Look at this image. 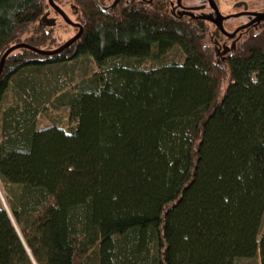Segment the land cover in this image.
<instances>
[{
	"label": "trees",
	"instance_id": "16d2710c",
	"mask_svg": "<svg viewBox=\"0 0 264 264\" xmlns=\"http://www.w3.org/2000/svg\"><path fill=\"white\" fill-rule=\"evenodd\" d=\"M126 1L71 0L72 47L5 62L0 264H264V22L219 65L206 7L180 19L169 0ZM49 10L0 0V62L17 44L62 46L40 25ZM175 48L185 62L163 63ZM82 58L101 72L72 92L43 85ZM52 101L74 129L37 128Z\"/></svg>",
	"mask_w": 264,
	"mask_h": 264
},
{
	"label": "rangeland",
	"instance_id": "374dc122",
	"mask_svg": "<svg viewBox=\"0 0 264 264\" xmlns=\"http://www.w3.org/2000/svg\"><path fill=\"white\" fill-rule=\"evenodd\" d=\"M70 1L71 0H60L58 4L64 10V12L70 17V19L76 22L77 18L74 15L72 7H70L69 5ZM170 1L176 2L177 0H170ZM243 2H245L249 6V10L256 12L257 11L260 12V10L264 11V0H218V4H219L218 6L221 13L224 16H226L227 14L238 12V10H236L237 8H239L237 7V5ZM203 3L207 4L206 0H184V5L189 8L200 6ZM49 11L51 12V18H58V24L57 27L55 28V33L59 43L63 45L69 40H71L73 37H75L78 31L75 28L67 25L64 22V20L61 17L57 16L51 8ZM206 13L207 14L211 13V9L209 8L208 5L206 7ZM237 24L238 23L235 22L232 24V29L230 30L231 32L235 31L234 28ZM185 59L186 56L184 52L179 48H175L167 55L163 63L183 64L185 62ZM159 65L160 64L158 62L149 60L143 65V69L145 70L155 69L159 67ZM47 71H46L47 76L43 75L41 80L43 81V85H45V87L49 86L51 92L54 91L52 89L54 87L72 92L74 86L78 84L83 78L85 77L90 78L93 75L101 72L100 69L94 63V61L89 58H82L76 62L54 67ZM36 78L37 76L35 77V79ZM37 81H39V78H37ZM59 94L61 95L62 93ZM15 100H16L15 95L12 93V91H10L7 94L2 109L0 110V118L3 112L8 107H10L15 103ZM69 116H70L69 108L60 107L56 102L52 101L49 104L44 105L42 107L41 114L37 122V128L45 129L50 126H58L64 129L65 131H71L72 129L75 128L76 124L71 122ZM0 190L4 197V192H3L4 189L2 188ZM236 264H261V263L258 257L253 260H240L237 261Z\"/></svg>",
	"mask_w": 264,
	"mask_h": 264
},
{
	"label": "water",
	"instance_id": "95a60500",
	"mask_svg": "<svg viewBox=\"0 0 264 264\" xmlns=\"http://www.w3.org/2000/svg\"><path fill=\"white\" fill-rule=\"evenodd\" d=\"M48 1H49L50 8L53 11H55L64 20V22L67 25L77 29L78 33L71 40H69L68 42H66L61 47H59L55 50H41V49L32 47V46L25 44V43L17 44L15 46L11 47L4 54V56L0 62V77L3 73L4 67H5V62L11 54H13L17 51H20V50H28V51H31L32 53L36 54V55L43 56V57L55 56V55L63 53L64 51H66L67 49L72 47L84 34V28L81 24H78V23H75L74 21H72L70 19V17L54 2V0H48ZM119 1L120 0H116L114 2L113 6H111L107 10L112 11L113 9H115V7L117 6ZM132 1L134 2L135 0H132ZM182 2H183V0H177L178 8L172 9L173 15L176 16L177 18H180V19L183 18L184 16L198 19V18L194 17L193 13L195 12V10L199 11V10L205 8V7H202V8L191 9V8L186 7L184 9H180L179 8L180 6L183 8ZM206 3L209 6V8L211 9V13H209V14L203 13V17H201V19L212 24L217 29V31L220 32L227 39L233 40L231 47H226V45H219L218 41L215 42V45H216L215 51H216V56L218 58V60H217L218 64L219 65H225L228 54H230V56H232L235 53L236 44L240 40V38H242L241 33H243V31L249 29L250 27L258 28V26L264 22V13L244 12V13L238 14V15L224 16L221 13L219 6L215 0H206ZM239 5H245V4L241 3ZM172 6H173V4H172ZM49 16H50V14L47 13L41 19L40 25L43 28H54L57 26V21L55 19H50ZM240 16L251 17L250 22L248 24L242 26V27L237 28L234 32L226 31L225 22L232 19V18L236 19ZM237 35H238V37H237ZM0 195H1V192H0ZM1 198L3 200V203L5 204L3 196H1Z\"/></svg>",
	"mask_w": 264,
	"mask_h": 264
},
{
	"label": "flooded vegetation",
	"instance_id": "af4514ba",
	"mask_svg": "<svg viewBox=\"0 0 264 264\" xmlns=\"http://www.w3.org/2000/svg\"><path fill=\"white\" fill-rule=\"evenodd\" d=\"M114 2L116 1V0H113ZM121 1H124V2H127L126 0H120L119 2H121ZM138 2H142L143 0H137ZM170 1V0H169ZM118 2V3H119ZM170 3H171V8L172 9H176V8H178V3H177V1L176 2H171L170 1ZM183 8L180 6L179 8L180 9H184V8H186V6L184 5V0H183ZM172 4H173V6H172ZM243 4V3H242ZM245 5H237V7H239V8H237L236 10H238V12H234V13H231V14H227L226 16H231V15H238V14H242V13H244V12H256V11H252V10H249V6L246 4V3H244ZM203 7H207V4H205V6H203ZM61 8V7H60ZM187 8H189V7H187ZM191 9H196V8H199V7H190ZM62 9V8H61ZM63 10V9H62ZM64 11V10H63ZM196 11V10H195ZM203 11V10H202ZM202 11L201 10H199V11H197V12H201L202 13ZM55 12V11H54ZM49 14H50V16H49V18L50 19H55L56 21H57V24H58V18H51V12L49 11L48 12ZM256 13H258V11L256 12ZM259 13H264V11H262V10H260V12ZM55 14L57 15V16H59L56 12H55ZM60 17V16H59ZM250 19H251V17H249V16H240V17H238V18H236V19H234V18H232V19H230V20H228V21H226L225 22V29H226V31H228V32H231L230 30L232 29V24L235 22V23H238L236 26H235V30L237 29V28H239V27H242V26H244V25H246V24H248L249 22H250ZM261 25H259L258 26V28H255V27H250L249 29H247V30H245V31H243V33H241L242 34V38H243V36H245V35H247L248 33H250V32H257L258 30H259V27H260ZM214 27V26H213ZM215 28V27H214ZM216 28H215V31H214V33L216 32ZM78 31V30H77ZM219 34H221L220 32H219ZM222 35V34H221ZM223 36V35H222ZM237 37H238V35H237ZM236 37V38H237ZM223 42L222 43H220L221 45H226V47H231L232 46V43H233V40H229V39H227L226 37H224L223 36ZM241 39V38H240ZM237 45V44H236ZM219 47V46H218ZM228 56H230V54H228Z\"/></svg>",
	"mask_w": 264,
	"mask_h": 264
}]
</instances>
